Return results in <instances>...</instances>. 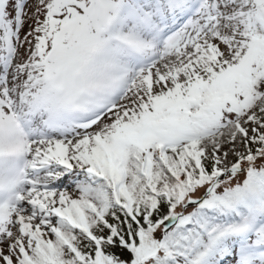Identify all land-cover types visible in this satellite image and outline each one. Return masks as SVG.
Masks as SVG:
<instances>
[{"label": "snow or ice", "instance_id": "snow-or-ice-1", "mask_svg": "<svg viewBox=\"0 0 264 264\" xmlns=\"http://www.w3.org/2000/svg\"><path fill=\"white\" fill-rule=\"evenodd\" d=\"M0 264H264V0H0Z\"/></svg>", "mask_w": 264, "mask_h": 264}]
</instances>
